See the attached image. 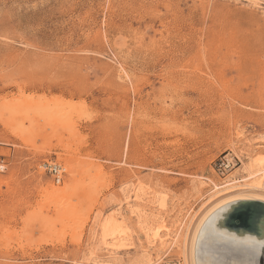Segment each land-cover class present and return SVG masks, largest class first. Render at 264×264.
Instances as JSON below:
<instances>
[{"label": "rangeland", "instance_id": "374dc122", "mask_svg": "<svg viewBox=\"0 0 264 264\" xmlns=\"http://www.w3.org/2000/svg\"><path fill=\"white\" fill-rule=\"evenodd\" d=\"M259 158L264 0H0V264H186Z\"/></svg>", "mask_w": 264, "mask_h": 264}, {"label": "water", "instance_id": "95a60500", "mask_svg": "<svg viewBox=\"0 0 264 264\" xmlns=\"http://www.w3.org/2000/svg\"><path fill=\"white\" fill-rule=\"evenodd\" d=\"M199 264H264V201L236 199L215 209L195 243Z\"/></svg>", "mask_w": 264, "mask_h": 264}, {"label": "bare ground", "instance_id": "6f19581e", "mask_svg": "<svg viewBox=\"0 0 264 264\" xmlns=\"http://www.w3.org/2000/svg\"><path fill=\"white\" fill-rule=\"evenodd\" d=\"M261 158L254 159L252 162L249 163L248 171H247L248 175L244 179L247 180L248 182L244 184H239L235 189H231V191L224 193L225 195H219L220 197L217 196L215 199L216 201L215 202L212 201L213 203H211V205L208 206L206 210L202 213L201 217L199 218L195 227L193 228L191 236L189 235L190 241L188 244L189 248L187 252L188 253L187 257L189 256V262H186V264L187 263L199 264L197 263L195 258V243L198 236V232L203 222L215 209H217L218 207L222 206L223 204L229 201L236 199H259L264 201V159ZM135 196L138 201L143 202L144 198L142 195L140 196L139 194L138 195L136 194ZM108 223L110 224V221ZM105 227L106 225L104 226V228ZM106 228L108 229V227ZM105 264H112V263L107 262Z\"/></svg>", "mask_w": 264, "mask_h": 264}, {"label": "built area", "instance_id": "2783aa9c", "mask_svg": "<svg viewBox=\"0 0 264 264\" xmlns=\"http://www.w3.org/2000/svg\"><path fill=\"white\" fill-rule=\"evenodd\" d=\"M231 164H232L231 160L228 159L224 160L222 162V171L230 169ZM42 166L46 171L49 172V174L53 177L56 183L61 181L65 171L60 164L55 162H44Z\"/></svg>", "mask_w": 264, "mask_h": 264}]
</instances>
